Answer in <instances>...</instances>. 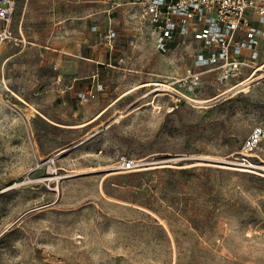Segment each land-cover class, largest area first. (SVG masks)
Returning a JSON list of instances; mask_svg holds the SVG:
<instances>
[{"label":"rangeland","instance_id":"obj_1","mask_svg":"<svg viewBox=\"0 0 264 264\" xmlns=\"http://www.w3.org/2000/svg\"><path fill=\"white\" fill-rule=\"evenodd\" d=\"M25 1L14 38L38 24L50 36L59 22L65 51L86 57L100 42L88 3ZM135 12L115 18L126 67L101 69L107 87L92 99L63 106L47 91L27 105L20 68L0 63V264H264V138L259 168L232 162L264 127V41L250 79L222 83L208 70L191 88L170 82L194 69L198 46L156 49ZM120 156L142 166L115 170Z\"/></svg>","mask_w":264,"mask_h":264},{"label":"built area","instance_id":"obj_2","mask_svg":"<svg viewBox=\"0 0 264 264\" xmlns=\"http://www.w3.org/2000/svg\"><path fill=\"white\" fill-rule=\"evenodd\" d=\"M16 1L0 0V20L3 22L0 41L10 36L9 25ZM102 1L108 3L106 11L109 14L124 4L121 0ZM126 3L132 6L130 11H136V15L149 26L156 49L166 51L174 42L191 44L193 41L198 46L193 57L194 69L170 83L196 87L208 70H215L222 83L237 79L250 70V76L245 79L248 80L259 69L256 62L260 55V41H264V0H129ZM251 20H256L258 25L251 24ZM102 37L112 49L115 27L109 24ZM124 63V55L117 57V66ZM104 87V83H96L76 94L80 99L88 100ZM175 94L178 101L191 100L188 94ZM263 138L264 127H253L241 142L233 165L259 168L254 164L253 156ZM57 155L47 159L48 167L55 165ZM140 166L142 163L137 159L120 156L113 168L129 171Z\"/></svg>","mask_w":264,"mask_h":264},{"label":"crops","instance_id":"obj_3","mask_svg":"<svg viewBox=\"0 0 264 264\" xmlns=\"http://www.w3.org/2000/svg\"><path fill=\"white\" fill-rule=\"evenodd\" d=\"M72 1L77 5L88 3L92 8V11L88 15L89 35L91 38L99 39L100 42L93 46L94 49H91L86 57L81 55V50L79 49H76L74 53L63 50L65 47L64 41L62 40L64 30L59 28L61 24L59 22L56 23L57 26H54L55 28L50 36L45 31V28H41L40 24H38L39 28H32L28 33H22V37L14 38L12 31L14 17L18 7V0L16 1L15 10L9 25L10 36L0 41V63L11 64L14 68L17 66L20 68V70H15L22 73L19 80L26 90V94L22 97V100L27 105L41 101L40 97L45 96L47 91H56L59 93L58 98H60L63 106H68L70 103L72 105L77 104L78 102L74 97L78 90L88 88L96 83H103V81L99 80L101 69L122 70L126 67L127 53L116 45L117 32L116 37L113 39L112 49L109 48L108 43L103 39L102 33L109 24L116 27L115 18L119 13L130 11L132 6L126 3L129 0H121L124 4L118 7L112 14L106 11L108 3L102 0ZM29 3L31 1L26 0L24 6L27 7ZM46 3L52 7H59L62 4L61 0H48ZM47 18L51 19L50 16H42L40 19L35 17L32 20L45 21ZM25 19L24 12V15L20 16L18 22L23 23ZM2 27L3 22L0 20V29ZM13 38L22 44L20 43L19 47H15L18 44L16 43L17 41L13 42L14 44L10 43V40ZM121 55L125 56V63L117 66L116 59ZM79 58L86 61H81ZM68 61H70V66H68ZM14 78L15 81L18 80L16 76ZM102 93L101 90L96 94L100 95ZM102 112L101 110L89 122L94 120Z\"/></svg>","mask_w":264,"mask_h":264},{"label":"bare ground","instance_id":"obj_4","mask_svg":"<svg viewBox=\"0 0 264 264\" xmlns=\"http://www.w3.org/2000/svg\"><path fill=\"white\" fill-rule=\"evenodd\" d=\"M261 68V66L259 67V69ZM156 85H159V84H156ZM160 89H165V88H160ZM167 89V88H166ZM221 166H225V165H221ZM225 167H228V166H225ZM232 168V167H231ZM234 168V167H233ZM235 169H237V168H235ZM238 169H245V168H238ZM246 170H248V169H246Z\"/></svg>","mask_w":264,"mask_h":264}]
</instances>
